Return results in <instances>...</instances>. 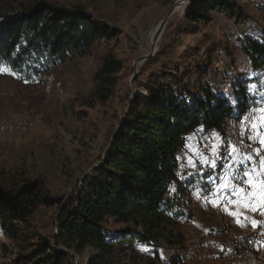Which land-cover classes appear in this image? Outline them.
<instances>
[{
	"label": "trees",
	"instance_id": "1",
	"mask_svg": "<svg viewBox=\"0 0 264 264\" xmlns=\"http://www.w3.org/2000/svg\"><path fill=\"white\" fill-rule=\"evenodd\" d=\"M213 11L246 26L251 22L238 0H191L188 29L197 32L209 24ZM112 35L103 21L79 6L32 0L15 8L0 0V63L26 80L86 55L95 43ZM240 46L255 75L264 70V29L240 38ZM160 53L162 48L143 63L140 73L152 67ZM122 69L118 58L104 59L95 75L101 101L112 95ZM209 75L201 66L197 79H192L179 64L149 73L143 91L136 90L128 99L103 162L66 197H53L40 179L11 189L0 184V227L18 247L13 264H181L179 249L184 248L185 237L179 224L192 217L186 205L189 188L194 181L193 190L209 196L223 164L218 161L215 169L181 177L179 155L186 137L200 126L204 133H223L231 122L259 106L264 92L262 74H242L229 88L205 80ZM249 84L257 86L254 94L249 93ZM41 205H58L55 237L31 226L21 231L20 224L28 226Z\"/></svg>",
	"mask_w": 264,
	"mask_h": 264
},
{
	"label": "rangeland",
	"instance_id": "2",
	"mask_svg": "<svg viewBox=\"0 0 264 264\" xmlns=\"http://www.w3.org/2000/svg\"><path fill=\"white\" fill-rule=\"evenodd\" d=\"M5 1L17 8L21 3L32 0ZM45 1L83 8L103 21L113 35L95 43L86 55L62 63L37 79L26 80L9 71L0 73V119L26 118L32 123L27 134L0 135V184L8 189L40 179L53 197L69 195L104 158L117 126L125 116L128 99L135 93L133 89L143 91L142 82L154 70L179 64L182 72L186 70L189 77L197 79L198 68L206 66L210 75L204 79L221 88H229L242 74H262L264 78L263 69L255 75L250 62L244 61L240 46V38L264 29V0H238L251 16L248 26L213 11L216 17L197 32L187 27L186 12L191 0L183 3L182 8L170 15L158 39L155 55L162 48L158 61L153 62L145 73H140L143 62L134 77L136 81L131 80L135 61L144 49L151 50L156 44L150 43L151 30L174 9L178 0ZM107 56L121 60L123 69L117 75L112 95L103 102L97 93L99 84L95 75ZM233 66L236 67L234 70ZM260 115L257 113L258 117ZM240 122H231L223 133H219L220 136L230 143L241 140ZM209 134L203 131L198 135ZM243 140L245 143L241 147L244 152L259 147L256 143L249 145L246 135ZM186 152L188 149L184 148L179 155L181 177L201 175L208 169L198 164L200 170L194 172L187 167ZM226 172L223 161L219 179H216L218 195L204 198L193 190L194 181L192 189L189 188L186 205L191 209L192 217L179 224L185 237L184 248L179 249L183 254L181 264H231L225 250L229 237L227 227L238 231V219L250 228V233L242 236L259 233L260 251L264 255V225L254 229L251 221L244 219L251 216L252 220H264L262 200L257 197L252 204L256 211L230 203L225 206L223 197L230 193V189L221 187L222 183L228 182ZM220 203L226 210H219L217 205ZM214 204L218 210L213 208ZM57 210L58 205H41L29 218L28 226L20 224L21 231L27 232L33 227L45 236L54 237L57 233ZM231 210L237 212L238 219L228 214ZM17 251L16 242L0 227V264H13Z\"/></svg>",
	"mask_w": 264,
	"mask_h": 264
},
{
	"label": "snow or ice",
	"instance_id": "3",
	"mask_svg": "<svg viewBox=\"0 0 264 264\" xmlns=\"http://www.w3.org/2000/svg\"><path fill=\"white\" fill-rule=\"evenodd\" d=\"M5 71L12 70L0 63V73ZM12 74L15 75V72ZM261 83L264 84V81ZM256 87L254 84H249V93L254 94ZM228 100L232 106L236 105L235 99L231 96L228 97ZM257 103L259 107L250 108L248 113L241 118L238 126L241 140L230 143L215 131L210 132L208 136L201 137L198 134L202 133L204 129L203 126H200L186 137L185 148L188 149V152L185 153V156L186 166L192 168L194 172L200 170L197 168L198 164L202 167L215 169L218 161H224L227 167L225 178L228 182L222 183L221 187L230 189V193L223 197L225 206L230 203L236 204L238 208L247 207L251 208V211H256L257 209L252 207V204L257 197H260L262 200L261 214L264 215V92L260 93V101ZM257 113L261 115L258 117ZM245 135L249 145L256 143L259 144V147L253 148L251 152H244L241 145L245 143L243 140ZM201 140L203 143H200ZM230 215L235 217L237 212L232 211ZM244 219L251 221L254 229L264 225V220H252L251 216H245ZM237 223L245 226L239 219Z\"/></svg>",
	"mask_w": 264,
	"mask_h": 264
},
{
	"label": "built area",
	"instance_id": "4",
	"mask_svg": "<svg viewBox=\"0 0 264 264\" xmlns=\"http://www.w3.org/2000/svg\"><path fill=\"white\" fill-rule=\"evenodd\" d=\"M32 127L29 119H0V135L27 134ZM259 233L242 236L230 232L225 243L227 258L231 264H264V255L260 251Z\"/></svg>",
	"mask_w": 264,
	"mask_h": 264
},
{
	"label": "water",
	"instance_id": "5",
	"mask_svg": "<svg viewBox=\"0 0 264 264\" xmlns=\"http://www.w3.org/2000/svg\"><path fill=\"white\" fill-rule=\"evenodd\" d=\"M189 0H178V2L177 3H186V2H188ZM173 11H174V9L160 22V27H159V29H158V38L162 35V33H163V30H164V28H165V26H166V24H167V21H168V19H169V17H170V15L173 13ZM157 40V39H156ZM156 51H157V48H156V44H154L153 45V47H152V50L148 53V54H146V55H144V56H141L140 58H138L135 62L137 63V62H141V63H143V62H145L148 58H150V57H152V56H154L155 55V53H156ZM134 64V73H133V75H132V77H131V80H133L134 79V77L136 76V74L139 72V69H138V67H137V64ZM133 92H135V89H133ZM129 105V104H128ZM125 115V114H124ZM121 123V121L119 122V124ZM118 128H119V125L117 126V129H116V131H115V133H114V135H113V137H112V141H111V143H110V146H111V144L113 143V141L115 140V135H116V133H117V130H118ZM109 146V147H110ZM106 154H107V151H106V153H105V155H104V158L100 161V162H98V163H96L95 165H94V168L95 167H97L100 163H102L103 162V160L105 159V157H106ZM93 168V169H94ZM92 169V170H93ZM58 217H59V214L57 215V217H56V225H57V229H58ZM55 237V236H54Z\"/></svg>",
	"mask_w": 264,
	"mask_h": 264
},
{
	"label": "crops",
	"instance_id": "6",
	"mask_svg": "<svg viewBox=\"0 0 264 264\" xmlns=\"http://www.w3.org/2000/svg\"><path fill=\"white\" fill-rule=\"evenodd\" d=\"M220 14H223V13H217V15H220ZM216 17V15L215 14H213V18H215ZM244 58V61H246L247 60V58L244 56L243 57ZM247 62V61H246ZM229 64H231L230 62H229ZM236 67L235 66H233V70L235 69ZM217 183H220V181L219 182H217ZM215 186H216V184H215ZM217 187H215L214 188V190H213V192L210 194L211 196L212 195H214V194H216V195H218V192H217ZM228 194V193H227ZM208 196H205L204 198H207ZM217 197V196H216ZM223 202V201H222ZM224 203V202H223ZM219 206V210L220 211H222V209L224 208L225 210H226V208L224 207V204L222 205L221 203L219 204V205H217V207ZM213 208H215V210L217 209L216 208V205L214 204V207ZM218 210V209H217ZM233 210H231V212H232ZM228 214H230V212H228ZM232 217H234L233 215H231ZM235 219L237 218L238 219V216L236 215L235 217H234ZM227 231H228V233H230V232H236L237 234H239V235H248L249 233H250V228H248L247 226H241V225H238V231H236V230H234V229H230L229 227H227ZM263 249H264V246H263Z\"/></svg>",
	"mask_w": 264,
	"mask_h": 264
},
{
	"label": "bare ground",
	"instance_id": "7",
	"mask_svg": "<svg viewBox=\"0 0 264 264\" xmlns=\"http://www.w3.org/2000/svg\"><path fill=\"white\" fill-rule=\"evenodd\" d=\"M183 5V3H177L176 5H175V7H174V11H173V14L177 11V10H179L180 8H182L181 6ZM159 27H160V24H158L155 28H153L152 30H151V32H150V35H149V39H150V43H156L157 42V40L159 39L158 38V29H159ZM157 39V40H156ZM152 50V49H151ZM151 50H148V49H144L143 50V52H142V54L140 55V57L141 56H144V55H146V54H148ZM139 57V58H140ZM136 63V62H135ZM137 64V67L139 68L140 66H141V62H137L136 63Z\"/></svg>",
	"mask_w": 264,
	"mask_h": 264
}]
</instances>
